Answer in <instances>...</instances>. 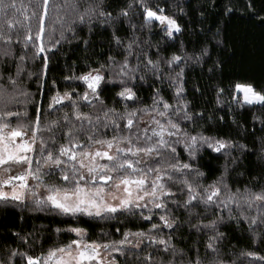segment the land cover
Instances as JSON below:
<instances>
[{
    "label": "snow or ice",
    "instance_id": "6c2138e0",
    "mask_svg": "<svg viewBox=\"0 0 264 264\" xmlns=\"http://www.w3.org/2000/svg\"><path fill=\"white\" fill-rule=\"evenodd\" d=\"M236 6L223 0L214 30L191 51L181 41L166 55L160 41L141 33L158 25L174 48L176 34L185 32L177 15L183 7L0 0V202L30 200L36 210L75 218L54 229L55 240L43 225L9 230L13 244L0 239V264H264V0H243L260 27L258 70L246 63L255 43L228 34ZM125 24L131 35L121 34ZM97 37L108 46L103 59ZM69 48L82 59L66 61L62 83L49 82ZM236 56L239 77L227 74ZM196 67L207 75L211 111L187 97L186 70ZM149 77L167 81L171 97L155 86L151 103H141L137 82ZM117 82L120 107L102 94ZM192 88L204 95L200 85ZM220 124L230 131L206 130ZM208 151L223 160L211 176L200 163ZM82 217L119 222V237L90 231ZM185 228L193 238L181 246L176 237L183 240Z\"/></svg>",
    "mask_w": 264,
    "mask_h": 264
},
{
    "label": "trees",
    "instance_id": "16d2710c",
    "mask_svg": "<svg viewBox=\"0 0 264 264\" xmlns=\"http://www.w3.org/2000/svg\"><path fill=\"white\" fill-rule=\"evenodd\" d=\"M18 2L27 5L28 0H18ZM153 3H160L162 7H164L167 11L175 12V7H169V5H174L178 7L184 8V14H179L178 19L182 25L185 27V32L180 34L179 43H175L174 48H169L168 44L162 38L163 34L160 29H156L155 26L152 28V31L149 32L147 29L141 33L142 36L149 37L153 43L156 41H160L161 48L166 55H170L172 51H175L176 48L179 47L180 42L182 41L185 48L188 51H191L194 47L198 45L200 41H202L204 37L205 31L215 28V21L219 17L220 11L222 9L223 0H216V4L210 5L209 0H153ZM257 7H259V2L257 3ZM205 12V17L200 16V12ZM233 18L228 25V34L231 37L237 38L241 42L245 38H247L249 44L255 43V49H253L255 58L251 60H246V63L254 65L257 70L259 66V57H258V49H259V40H260V27L258 24L251 22L249 17V12L245 11L243 8V0H237L236 11L232 14ZM135 22H139L140 17L134 18ZM124 31H122V35L125 33L127 35H131V31L127 29V24L124 26ZM204 30V31H202ZM107 33H105V36ZM98 43L95 49L96 56L100 59H103L106 55L109 54L108 46L105 43H101V37L96 38ZM83 47L82 45L80 46ZM153 53L155 52V48L152 49ZM82 52H73L71 48L68 49L67 56L61 57L56 61V66L52 68L50 73L49 82L52 78L57 79L58 83H62L60 81V76L62 74H67V69L64 68V65L67 60H77V57L82 59ZM77 63L79 61L77 60ZM241 57L236 56L228 65L227 74L239 77L241 75ZM186 79L187 84L186 88L187 97L189 100H192L195 105H198L202 108H207L209 111L214 107L213 97L211 95V91L205 90L204 86L208 83L207 75L202 73L199 67L194 69L186 70ZM139 85L138 95L141 97V103H151V92L149 91V86L153 83L152 77H149V82H137ZM196 83L201 86V91L204 92V95L201 96L199 92L193 91L192 85ZM33 93L37 92V85L32 83L30 85ZM120 89V86L117 83H109L106 86L105 91L102 93L109 104L117 102V106L120 107L121 103L119 102V98L114 95L116 91ZM37 99H42L41 96H37ZM129 103L130 107L135 106L133 102ZM220 114H225L223 111ZM238 118L242 123H245L246 126L251 125L250 118L247 113L243 110L238 112ZM228 117L226 116V120ZM258 127V126H257ZM206 130L210 131V134H219L224 135L230 131L229 127L225 124H220L218 126L207 125ZM251 130V127H249ZM247 142V140H245ZM182 156L186 157V154L181 152ZM249 160L254 162V157H249ZM249 160H245V164L249 163ZM201 165L203 166L204 171L209 172L211 176V172L216 170L220 164L223 163L222 159H218V154L212 153L210 151L202 153V159L200 160ZM84 223L81 224L83 227L89 228L90 231L95 233H100L101 230L106 232H112L113 235L118 238L119 233H115L116 227H122V225L117 221H106L103 219H91L88 217L81 218ZM75 218L66 217L62 215H58L55 213H49L47 211H39L36 210L35 206L29 200L27 206H20L19 204L13 203L10 205H5L0 202V239H3L4 236L8 237V244H13V237L11 232H31L34 228H38L43 225L47 229L45 235L51 237L52 240H55V232L54 229L56 227H66L68 224L72 223ZM147 222H145L146 226ZM129 227H133L132 224H128ZM11 230V232L9 231ZM227 231V229H226ZM238 235V233H237ZM193 237L187 230L184 229V239L181 240L180 236L177 235L176 239L181 244V246H185L189 239ZM18 243V241H16Z\"/></svg>",
    "mask_w": 264,
    "mask_h": 264
},
{
    "label": "rangeland",
    "instance_id": "374dc122",
    "mask_svg": "<svg viewBox=\"0 0 264 264\" xmlns=\"http://www.w3.org/2000/svg\"><path fill=\"white\" fill-rule=\"evenodd\" d=\"M156 29H160L158 25L155 26ZM177 35V40L175 43H179L180 34ZM155 86H159L164 89L165 96L170 98L171 97V89L168 87V82L165 81L163 84H160L158 82L153 83L151 86H149V91L152 93Z\"/></svg>",
    "mask_w": 264,
    "mask_h": 264
}]
</instances>
